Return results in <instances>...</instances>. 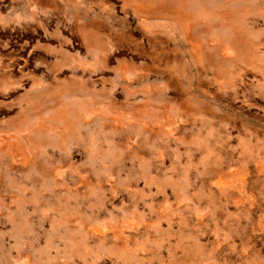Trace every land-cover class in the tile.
Segmentation results:
<instances>
[{
    "label": "rangeland",
    "instance_id": "1",
    "mask_svg": "<svg viewBox=\"0 0 264 264\" xmlns=\"http://www.w3.org/2000/svg\"><path fill=\"white\" fill-rule=\"evenodd\" d=\"M0 264H264V0H0Z\"/></svg>",
    "mask_w": 264,
    "mask_h": 264
},
{
    "label": "crops",
    "instance_id": "2",
    "mask_svg": "<svg viewBox=\"0 0 264 264\" xmlns=\"http://www.w3.org/2000/svg\"><path fill=\"white\" fill-rule=\"evenodd\" d=\"M103 0H73V3L76 7H86L89 10H92L95 3L101 2ZM115 1V0H114ZM118 3L120 0H116ZM58 21V20H57ZM83 23L82 18L70 17V16H63L59 18V32L63 35H69V37H73L74 35L77 36L78 29L80 25Z\"/></svg>",
    "mask_w": 264,
    "mask_h": 264
}]
</instances>
